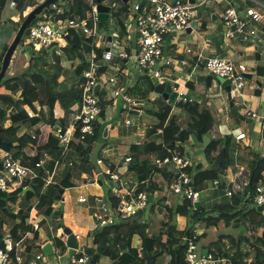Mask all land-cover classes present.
<instances>
[{"label": "trees", "instance_id": "16d2710c", "mask_svg": "<svg viewBox=\"0 0 264 264\" xmlns=\"http://www.w3.org/2000/svg\"><path fill=\"white\" fill-rule=\"evenodd\" d=\"M76 11L71 7L66 14L59 16V18H74L82 15V10L84 5L80 0H74ZM60 0H56L55 5L60 4ZM116 4H122L121 0H114ZM6 0H0V18L5 10ZM113 8V13L111 17L114 19L117 31L120 32V36L124 38L127 36V26L118 17V13H115ZM55 14L53 5L46 8L38 17L40 20H49ZM110 17V18H111ZM110 20V19H109ZM208 20H204L201 23V32L208 31ZM21 23L17 32L21 27ZM104 25L100 24L99 27ZM242 41V40H240ZM225 42L219 40L217 46L220 47ZM8 50V49H7ZM32 59L30 60L29 72L23 73L17 81L8 84L3 82L0 87H6L8 91L7 94H0V104L4 108L0 109V129H3L2 124L7 119L9 113V120L11 121V127L7 129L9 135L18 134L19 130L22 128H32L39 125L42 121H47L51 124L56 123L55 108L60 104L61 108L65 111L67 115L71 111L78 109L80 107V99L82 95V85L85 81L84 76L80 77V82L77 85H73L76 82L78 76L76 75V69L79 66H88V61L91 57L93 51L96 52L97 61L100 65L99 67V83L102 86L101 93L98 97L99 104L103 110H108L112 103L105 101L106 87L108 80L105 78V73L107 72L109 62L102 59V55L105 48H95L92 45V38L79 33H75L68 46L63 50L64 61L72 63L71 68L67 69L63 67L62 55L54 51L52 54L49 53L48 49L43 52L44 49L36 51L33 48ZM44 53V55L42 54ZM5 53L0 56V64H2L5 57ZM57 54V55H56ZM49 58H54L51 61ZM36 60H41L40 64L35 62ZM52 65L51 69H46L47 66ZM69 70V76H67V71ZM151 79V78H150ZM219 83V82H218ZM208 83L205 87H201L199 84L193 82L188 83V89L191 92L199 91V97L194 102H159V111L152 112L150 114L154 115L157 120L156 125L147 129L143 139H146L147 144L144 146V154H155L157 158H167L170 156L171 152L179 151L187 153L185 148L188 141L191 138H195L197 142L205 145V153L208 156L212 155V162L209 168L205 167L204 164H197L190 167L187 172L191 179V184L198 191H200L201 184L209 181L218 179L221 172H224L232 164L234 153V142L233 138L229 135L223 134L218 124L215 122L210 111L204 109L200 110L201 104H207L206 94L207 88L211 87ZM73 85V86H72ZM157 82L150 80L147 83V88L144 92H139L141 94V99H148L151 93L155 92V87ZM221 86V84L219 83ZM222 87V86H221ZM28 106L36 115L30 118L24 107ZM124 110V109H123ZM233 118L240 121V119L230 111ZM68 125V124H67ZM106 126L107 123L101 119V122L96 126V130L93 136L87 138L85 141H81L79 135L77 134L70 146L72 148V153L75 157L71 155L73 160L70 165H76L79 162V168L83 173L94 175L97 171L95 164L88 160V155L92 153V150L96 147V143L105 141L106 137ZM3 132H5L3 130ZM38 135V134H37ZM29 136L27 133L20 139V150L14 154L16 159L21 160V162L28 167H32L36 170V163L42 157L38 156L37 147L42 145L39 143L38 137ZM49 135V133H48ZM49 144L52 148L47 149L50 155V160L45 163V165L36 170L39 175L48 179L47 176H51L55 170V166L58 162L67 159L69 154H62L58 145V141L55 137V130L48 137ZM206 140V141H205ZM45 145V144H43ZM23 146V147H22ZM8 151H11L13 144L2 145ZM30 147L35 155L33 157L24 156L23 148ZM221 149L225 150L226 157L224 162L217 167L215 165V159L220 153ZM70 151V150H69ZM135 155L132 156L130 161L124 163L127 164L126 176L128 178V185L134 187V193L136 195L147 192L149 190L152 194L157 191H161L163 187L153 184V176L159 172L153 162L148 159H141V155L137 152L135 147ZM71 153V154H72ZM254 157V162L251 163V177L250 182L247 184L243 191L233 192L231 191V196L227 197V193H223V197L226 196L222 204L216 205L214 208V214L206 212L204 205L196 207L189 200H183L182 204L178 205H168L164 208L168 214V221L163 223V226L167 229L172 225L177 216L186 217L189 221V226L186 230L180 232H168L167 235V251L170 250L172 255L171 264H186L185 260V250L182 245L181 238L188 234L189 236L197 235L199 240L206 237V234L199 235L195 226L198 223H202L206 227H217L225 218L232 215L239 222L241 217H246L250 224V236L247 237L248 242L252 244L253 247V262L254 264H264V230L259 235L260 230L264 229V211L260 207H256L253 204V193L258 185L263 173H264V143L259 145V148L253 151L251 154ZM175 168V167H173ZM96 170V171H95ZM166 173L165 171H163ZM166 179L169 181L171 178L174 179L175 173L168 172L165 174ZM44 181L37 180L31 183L30 189L26 192L20 190L19 192L7 195L0 192V248L3 247V238L9 221L13 222V226L10 230L12 237L16 242L24 238L27 231L29 230L28 220L32 209H35L34 217L38 218L40 216L52 217L57 215L61 217L62 210H56L57 206L61 205L63 201V195L66 189L70 188L71 184H50L44 190ZM233 186H230L231 189ZM122 189L123 187H119ZM23 195V196H22ZM109 203L112 206H117L120 202L119 197L110 196ZM96 198L91 197V202L94 205ZM156 203L150 205L154 208ZM15 206L20 207L23 212H16ZM151 211H154L152 209ZM95 212V210H94ZM146 212V211H145ZM141 212L140 215L145 214ZM207 213V214H206ZM137 220V219H136ZM134 220L133 222H123L114 226L98 227L96 231L93 232V243L98 245L97 249H86V253L91 257V264H100L104 257L106 248L109 249V258L111 259L110 264H157L159 258L153 263V255L146 249H142V256L139 255L138 250L133 246L134 234H137L140 228L146 230L149 229L150 223H140ZM45 220H41L36 228L32 229L33 240L41 238V230L46 226ZM58 228H63L64 225H58ZM124 227H128V232L123 233ZM44 231V230H43ZM45 232V231H44ZM46 233V232H45ZM47 234V233H46ZM150 237V236H149ZM150 239L157 243L161 250L160 237L154 236ZM116 240L117 245L111 247L110 243ZM26 242V240H25ZM55 243L60 250V253L65 254L68 248L61 240L55 238ZM218 250L217 255L223 256V247L218 240L216 242ZM155 252V251H154ZM158 251H156L157 253ZM247 255V253H246ZM242 254L236 255L233 258L235 264H240V260L244 257ZM249 257V256H248ZM242 258V259H241Z\"/></svg>", "mask_w": 264, "mask_h": 264}, {"label": "crops", "instance_id": "0c3cea01", "mask_svg": "<svg viewBox=\"0 0 264 264\" xmlns=\"http://www.w3.org/2000/svg\"><path fill=\"white\" fill-rule=\"evenodd\" d=\"M14 1L15 0H9V3ZM44 1L45 0H33L31 3H29L26 6L24 10L30 9L29 12H31V10L41 5V3H43ZM140 1L141 0H138L134 4V6L140 4ZM167 1L173 2L174 0H167ZM193 1L195 2V0ZM260 1L261 2H259L258 0L255 1L215 0V5L218 6L220 9L223 8V11L221 14H219V12H217V10L215 9L216 6L212 10L209 9V16L213 19V23L208 24L207 32L199 33L198 31L199 41L198 43L195 42L196 45L195 49L189 47L186 48L183 47V45H179V43L177 42L178 37L175 34H171L165 38L163 55L166 59L171 60L173 62V65L166 67L165 68L166 70L165 69L163 70V74L165 75V77L169 81H177L186 86H188V83L193 82L195 84H199L201 87L203 86L207 87L208 86L207 84L210 83L208 77L209 78L211 77L212 82L209 84L211 85V87L207 88V94H206L205 103L207 104H201L200 110L203 111L204 109H206L210 111L213 118L215 119V122L218 124L220 131L223 134H225L223 132L225 130V128L223 127L224 125L228 126L230 130L233 129L230 134H225L231 136L233 138V142L235 143L234 144L235 149H233L235 152L231 153L233 156V159L231 160L232 164L224 172H221L218 179L206 181L202 183L200 187V191L203 194L202 201L200 202L201 206L204 205L206 212L210 214L216 213L214 212L215 206L222 204L225 200H227V197H230L228 195H226L227 197L226 196L223 197V193L226 194L227 192H231V191L233 192L243 191V188L247 184H249L251 177V163L254 162L255 160L251 154H253V151L259 148V145L261 143H264V131L262 133L258 132L260 129L259 120H254L248 116L249 112H257L260 114H264V27L261 26L260 28L262 29L263 32L259 34L258 37L259 43L256 41L255 44H252L240 40L227 41L225 39L223 45H221L220 47L217 46L220 40V33H222L223 35L224 32L222 26V19H221L224 11L230 6L237 8L241 12L244 11L247 7H249V8H254L260 13L264 14V0H260ZM108 2L112 4L113 0H109ZM198 12H199V8H198ZM199 16H201L200 13L198 17ZM197 18L195 19L197 21V30H200L201 22L198 21ZM22 23L23 22H21V24ZM134 23L132 25L126 24L127 36H125L124 38L120 36L122 39L121 40L122 44L127 51H130L135 46L136 34L134 29L135 28ZM196 31L192 30L191 32H189L187 30L185 34L193 35ZM116 32L120 34L119 31ZM9 34L12 35V39H11L12 41L13 38L15 37V34L17 33L12 34L11 31L9 32ZM209 35L213 37L212 40L208 39ZM8 38H9L8 36L7 37L0 36V56L3 53L7 52ZM185 48H186V52L184 50ZM189 50L190 52H188ZM32 55L33 52L31 50L29 59H32ZM214 56L228 58L234 62L244 64L247 66V74H246L247 82L253 81L254 84L250 83L248 85V88H246L248 84L246 83V86L242 91L233 94V97L235 96L236 98H240L238 106L235 104V107L240 108V109L237 108V110L240 115L246 118V121L241 120L239 117L238 118L240 119V121L233 118L230 114L231 110L228 109L227 104H225L224 102H221L220 104L222 107L221 108L218 105L214 104L215 103L214 100H210V98L214 97L215 93L223 91L222 90L223 87L219 85L217 78L205 72L206 59ZM245 62H249L251 65H248V63ZM71 65L72 63H70L69 68H71ZM177 65L178 68H176ZM11 68L12 67L10 65L9 75H8V71L6 74L8 84L17 81V76H15L16 72L14 68L12 69ZM109 69L114 70V68L109 64L107 72L105 73V77L107 75H110ZM115 73L110 75V77H112ZM120 73L121 76L117 77L118 78L117 87H119V89L123 93L128 94L133 98H135L136 101H138V103L141 105L138 108H136V110H134L132 113H130L125 109V106L122 104L120 100L115 101L110 99V96H108V94L105 95V101L110 103L113 102L114 104L118 103V104L116 107H113L111 105V107H109L108 110L106 111L103 110L105 111V116L102 117V119L107 123L106 132H105L106 137L104 139L105 141L96 143L97 145L92 150V153L90 154L89 157V161L91 160L93 165L95 164L97 171L95 170L96 171L95 174L91 175V174L83 173L80 170L79 162H76L75 163L76 165H70V163L73 162V160L71 159L72 157L71 155L75 157L74 153H72V148L70 149V151H68L69 154L68 158L56 164L55 170L53 172L52 184L59 185L62 183V184L72 185L70 188L66 189L65 194L63 195L62 207L61 205L57 206L56 210L61 209L62 215L61 217H57V215H53L52 217H45L42 215L38 218H35L33 214V222L34 225L38 226V223L41 220H45L46 226L43 228L45 232L47 231V228L52 227V225L55 223V220L59 224L61 221H63L64 227L61 229L56 227L53 237L50 238L48 236L49 238L48 241H46L42 235L41 238L33 240L34 238L32 236V238H28L26 242L24 241L22 250L20 252L21 256L23 257L24 264H31L33 258L36 255L40 253H44L42 248L47 243H50L53 246V252L54 255H56L58 248L54 240L56 236L58 237L65 228H69L74 232V234L79 232L81 229L84 230L86 233L85 237L89 236L90 239L86 245L81 244V247L84 248L87 246L90 249L96 250L98 245H94L92 234L94 231L98 229V223L96 222L95 216L98 213L101 202L110 204L108 200L110 196L121 197L126 193L127 190L134 189V187L128 185L129 181L126 176L127 164L124 163V161L126 162V159L131 158L136 154L134 151L135 147L137 148V152L141 155L142 160L148 159L151 160L152 162L153 160H155L156 157L155 154L143 153L144 146L147 144V141L146 139L142 140L141 138L145 136V133L147 131V130L145 131L144 129V127H146L145 122H147V118H152L151 121H149V124L147 125L148 128L146 127L147 129L151 128L157 123L156 118L154 117V115L150 114L149 111L151 110L153 113L158 112L159 111L158 101L161 100L164 102L165 100H163L162 97L156 93H151L148 99H144V100L141 99L142 96L139 92L141 91L144 92L146 90L147 83L152 78L148 74H145L144 72L140 71L139 68L136 66V64L133 63L132 61L123 62ZM249 76H251V78H249ZM185 92L188 97H193L194 100H197L200 94L199 91L191 92L188 89V87L187 89H185ZM7 93L8 91L6 90V87L3 86L0 87V94H7ZM147 104H152L153 106L150 108H146ZM1 108H4L2 104H0V109ZM24 110L27 112L28 111L33 112L29 107H25ZM71 112L69 115H67L65 111L61 108L60 104H58L55 108L56 123L51 124L48 121L47 123L42 121L39 125L30 128L32 130L31 136L34 137L35 135L38 134L37 135L38 141L41 142L42 146L43 144H49L47 137L52 134L53 130H55L56 127H63L70 125ZM118 112H119V116L115 117V113ZM147 113L150 117L145 116V114ZM8 117L2 124V127L4 126L3 130L6 133L5 134L6 138L3 140L12 143L13 148L16 149L15 152H18L21 148L19 145L20 139L22 138V136L28 133V131L27 128H22L19 130L18 134L9 135L6 131L11 127V121L9 120ZM234 119L237 121L235 122ZM126 120H130L133 125L127 126ZM240 122H242V124H240ZM138 128H140V130H138ZM45 130L47 131V133L45 132V138L43 136L40 137L42 135V132H44ZM239 134H246L247 138L241 141H237L236 136ZM206 143L207 141L201 144V146H203L204 148L203 150L204 154L196 153L197 163H193L194 165L203 164L204 159L208 160V156L205 153ZM195 146L196 145L194 144L193 138H191L187 143L186 152L187 150L188 151L191 149L194 150L196 148ZM99 147L100 150H98ZM22 150L24 152L23 157L28 156L31 158L35 155V152L30 147L23 148ZM94 152L97 153V157L95 158V160H94ZM45 154L47 155V159H45V162H47L50 160L51 157L48 153H43L42 159H44ZM210 156L212 157V155ZM98 160H103V164L100 166L97 165ZM108 165L111 167L112 172L119 175L120 177L119 187H123L122 189L115 187V185L111 186L110 184L113 181L110 179V177L108 175L100 174L101 170L105 169ZM204 166L209 168V164H204ZM157 170H159V172L153 176L151 182L153 184H157L163 187V189L161 191H157L154 194L153 202L151 204H153L154 202L156 203V201H160L164 203L163 206H161V210H163L164 213L163 212L159 213V217L160 216H166V217L164 218L163 221L159 220L160 218H158L159 222L163 225V223H166L168 221V214L164 207L171 204L174 205L182 204L183 201L181 198H179L178 199L179 202L176 203L170 198V194H171L170 185L173 182V178H171L168 181L165 177V174L168 172L169 173L174 172L176 176L175 168L162 167L160 169L157 168ZM163 171H165L166 173H164ZM230 186L233 187L230 189L229 188ZM168 189L170 191H168ZM69 191H73L74 194L71 195ZM81 197L87 198L88 202L80 203L79 199ZM91 197L96 198V201H94L95 203L94 205L91 202ZM66 207H68V209L65 210ZM152 213H156V211L154 210V211L145 212V214L143 215L139 214L137 220L136 219L135 220L142 224L148 222L153 223V219L152 218L149 219ZM222 222L217 227L208 228L202 223H198L195 226L200 236L203 235L204 233L206 234V237L204 238H208L209 234L212 231L218 232L217 236L213 237L212 239L209 240V242L199 247L204 252L208 250H218L216 242L220 240L223 247V253H222L223 256L224 255L232 256L234 258V256L239 254L245 256L247 253L246 255L247 257H244L243 260H240V264H254L253 262L254 250L252 244L247 240V237L250 236L249 234L250 224L248 219L242 216L240 221L238 222L234 217L232 225L234 228H239L240 231L232 230L231 229L232 227H230L229 229L221 228L222 226L220 225L222 224ZM120 223L123 222H119V224ZM173 223L174 225L170 227L171 233L175 229L182 232L186 230V228L189 226L188 219L183 216H177ZM151 225H149V228ZM263 230H264L263 228L260 230L259 233L260 236ZM158 231L160 232L159 233L160 241L166 243L167 241L166 234L168 232H165L166 234L163 233V228L161 229L159 228ZM127 232H128V227H124L123 233H127ZM135 237L133 238V242L135 240ZM116 245H117L116 240H113L110 243L111 247H115ZM133 246H135V244H133ZM136 248L139 250L143 249L142 241L140 242V245L137 246ZM66 254L71 256L74 255L71 253V250L68 249L67 253H65V255L61 258V260H58L57 257H55L53 259V264H70ZM48 256L52 258L53 255H48ZM104 257L105 258L101 260L100 264H110L109 260L106 259L108 258V256H104Z\"/></svg>", "mask_w": 264, "mask_h": 264}, {"label": "built area", "instance_id": "2783aa9c", "mask_svg": "<svg viewBox=\"0 0 264 264\" xmlns=\"http://www.w3.org/2000/svg\"><path fill=\"white\" fill-rule=\"evenodd\" d=\"M73 1L60 0V4H52L55 10L54 16L49 20H40L30 26L31 31L27 38L31 41L34 50L53 49L58 55H62L63 50L68 46L75 33L92 38V45L95 48H106L108 43L106 40L109 36H112L111 50H115L116 54L114 55L112 51L105 50L102 59L112 62L115 70L120 71L123 62L132 61L140 71L148 74L158 84L165 82L170 84L172 92H175L177 95L176 102L195 101L193 97L187 96L185 92V89H187L186 85L177 81H169L163 74V70L166 67L173 65V62L166 59L163 55L165 38L171 34L183 33L190 29L192 22L199 15L198 8L210 3V0H195L193 3H190L189 0H174L173 2H168L167 0H148L143 15H139V4L135 5L133 11L137 16L134 21L136 41L135 46L130 51L124 48L118 32H114L106 38L97 35L101 24L98 17V0H80L84 5L83 13L80 17L59 18V16L65 15L66 11L71 7L76 11ZM101 1L103 2V0ZM112 4H114V0ZM221 19L224 38L227 41L242 40L246 43L255 44L256 41L259 43V34L263 32L260 28L261 26L264 27V14L254 8L247 7L241 12L237 8L230 6L224 11ZM1 26L2 19L0 18V29ZM99 67L96 52L93 51L88 61V66L84 67L83 76L85 81L82 85L80 107L71 112V123L69 126L55 128V137L62 154L68 153L77 134L81 141H85L94 135L96 126L101 122L103 109L99 104V96L95 93L96 86H101L99 83ZM176 68H178V65ZM205 70L210 75L229 80L233 94L239 93L246 86L247 66L244 64L234 62L228 58L214 56L206 59ZM117 77H119V74L109 79L105 77L108 80L106 95L108 94L112 100H120L125 109L132 113L141 104L117 87ZM117 104L112 102L113 107H116ZM27 114L30 118L35 117V114L31 111H28ZM248 116L254 120H259L260 129L258 132L262 133L264 131V114L249 112ZM126 125L131 126L133 124L130 120H126ZM246 138V134L236 136L237 141ZM45 159H47L46 154L44 155V159L41 157L36 163V170L45 165ZM130 160V158L126 159L127 162ZM154 163L156 168L159 169L162 167H175L176 176L170 185V190L173 194L182 196V201L189 200L193 204L202 201V192L197 189L194 191L195 187L192 186L187 172L193 166L190 155L176 151L171 153L167 158L155 159ZM102 164L103 160L97 161V165L100 166ZM36 170L25 166L21 160L16 159L13 153L3 148L0 144V192L7 195L15 194L20 190L26 192L30 189L31 183L37 180L44 181V190L52 183L53 174L50 178L45 179ZM100 174L108 175L113 182L120 181L119 175L112 172L109 165L101 170ZM150 195L154 194L149 190L138 195L133 190H127L124 195L118 196L120 202L115 207L101 202L98 213L95 216L98 227L114 226L119 224V222L134 221L141 212L148 210L151 205L149 201ZM227 195L231 196L232 194L228 192ZM79 202L87 203L88 200L81 197ZM253 202L264 211V173L254 190ZM15 211L18 213L23 212L17 206H15ZM34 212L35 209L33 208L28 220L29 230L24 238L16 242L10 230L6 232L3 238V247L0 248V264H24L23 257L20 254L22 250L21 246H23L25 240L32 238V229L37 227L33 222ZM85 235L86 233L82 229L75 233L79 248L73 256L66 254L70 264H91V257L81 247L82 239ZM58 238L65 243L66 236L63 232ZM181 240L185 250L186 264H235L232 256H218L217 250L204 252L199 247L197 235H185ZM138 253L142 256V250H138ZM64 255L58 249L55 257L61 260ZM55 257L50 258L48 255L40 253L33 258L31 264H53Z\"/></svg>", "mask_w": 264, "mask_h": 264}, {"label": "rangeland", "instance_id": "374dc122", "mask_svg": "<svg viewBox=\"0 0 264 264\" xmlns=\"http://www.w3.org/2000/svg\"><path fill=\"white\" fill-rule=\"evenodd\" d=\"M32 1L33 0H15L14 2L9 3V0H6L5 10H4V12L2 14V17H1V19H2V26H1V29H0V36H3V37H7L8 36L9 37L8 38V48L11 46V44L15 40V37L17 35L15 33H17V29L19 28L20 23L21 22H24V20L26 19V17L30 13L29 12L30 9L29 10L26 9L27 11L24 10V9ZM137 1L138 0H128V3L127 4H123V3L122 4H119L118 3V4L114 5L115 3L114 4H110L108 1L103 0L102 3L105 4V5H108V6L110 5L112 7V13H113V8H114L116 10L115 13H118V17L120 18V20L123 23L128 24V25H132L134 23V21L136 20V17H137L136 14H135V12L133 11L134 4ZM258 1L261 2L260 0H258ZM215 6H216L215 5V0H211V2L209 4L200 6L199 7V13L201 14V16H199L197 18V20L200 21L201 23H203L204 20L206 19V20L209 21V23H213V19L209 16V9L212 10V9L215 8ZM215 9L217 10V12H219V14H221L222 11H223V8L220 9L218 6H216ZM112 13H111V15H112ZM203 16H206V17H203ZM37 22H39V21L36 20V22H34V23H37ZM34 23H32V25H34ZM11 31H12V34H15V37L13 38L12 41H11L12 35L9 34V32H11ZM116 31H117L116 23H115L114 19L111 17L110 20L108 21V23L106 25H104L102 28L99 27L98 34L97 35L98 36L101 35V36H103V37L106 38L108 35H111V34H113ZM198 31H199V33H201V30H197L193 35H187V34H185V32L175 34L178 37V41L177 42L179 43V45H183V47H186V48L189 47V48H194L195 49L196 48L195 42L198 43V41H199V36H198L199 33H198ZM223 38H224V32H223V35H222V33H220V40L223 41ZM106 41H108V39ZM186 48L184 49L185 52H186ZM31 49H32L31 41L28 38H26V40L24 42H21L20 43L19 47L17 48V50H16V52L14 54V57H13V60H12V63H11V67L14 68V70L16 72L15 76H17V78H19L23 73L28 72V70L30 69V60L31 59H29L30 58L29 56H30V53H31ZM44 51H46V50L44 49L43 52ZM42 54L44 55V53H42ZM57 56L60 57V55H57ZM61 57H62V61H63V67L64 68H69L70 67V62L64 61L65 59H64L63 55ZM49 60L52 63V61L54 60V58H49ZM40 61L41 60H36L35 62L37 64L39 62V64H40L41 63ZM109 63L113 67V63L112 62H109ZM245 63H248V65H251L249 62H245ZM51 67H52V65H49V66L46 67V69H51ZM114 70L109 69V74L112 75L113 73L116 72L113 76H115L117 74H119V76H121L120 71H118V70H115L114 71ZM9 71H10V69L8 70V75H9ZM205 72H206V70H205ZM110 75H107L106 78L109 79L110 78ZM67 76H69V70L67 71ZM80 77L81 76H78V78L76 79L77 81L74 82L73 85H77L78 86V84L80 82ZM6 80H7V75H6V78L3 80V82H6ZM208 80H209L210 83L212 82L211 77L210 78L208 77ZM247 83L248 84H247L246 88H248V85L250 83L254 84L253 81H248ZM261 89H259V90H261ZM222 90L223 91H221V92L215 93L214 94V97L210 98V100H214V102H215L214 104L218 105L219 107H221V105H220L221 102H224L225 104H227L228 109H229V102H228L227 93L224 90V88H222ZM233 100L235 101V104L238 106V103L240 101V98H236L234 96ZM152 106H153L152 104H147L146 105V108H150ZM237 108H239V107H237ZM118 116H119V112L118 113H115V117H118ZM145 116L150 117L148 115V113L145 114ZM151 119L152 118H147V122H145L147 128H148L147 125L149 124V121H151ZM236 121L237 120H235V122ZM240 124H242V122H240ZM4 125H5V123H4ZM146 127H144L145 131L147 130ZM223 127L225 128V130L223 131L225 134H230L231 131L233 130V129L230 130V128L228 126H226V125H224ZM234 129H236V128H234ZM27 131H28L27 134L29 136H31L32 130L31 129H27ZM45 132L47 133V131L45 130L44 132H42V135L40 137L43 136L45 138ZM5 134H6L5 132H2L1 133V137L3 139L6 138ZM193 141H194V144L196 145L195 146L196 148L194 150L193 149H191L189 151L187 150V155H191L192 162L193 163H197L196 153L204 154V152H203L204 148H203V146H201V143L197 142V140L194 137H193ZM39 143H40V141H39ZM39 146H42V145H39ZM197 149H199V150H197ZM98 150H100V147L98 148ZM185 150H186V148H185ZM15 151H16V149L15 148H12L10 152L13 153V154H15L16 153ZM46 151H48V150L42 151V153H44ZM174 152H176V151H174ZM171 153H173V152H171ZM96 157H97V153L94 152V160H95ZM103 157H105V156H103ZM209 158L210 159H208V160L204 159L203 160V164H209L210 165V163L212 162V157L210 156ZM154 165H155V163H154ZM47 178H50V177L47 176ZM168 191H170V190L168 189ZM164 192H166V191H164ZM69 193L71 195L74 194L73 191H69ZM170 198H171V200H173V201H175L177 203V202H179L178 199L179 198H182V196L174 195L171 192ZM163 204H164L163 202L156 201V205H155L154 208H151L149 206V208H148V210H146V212H149L152 209H154L156 211V213H152L151 214V217L149 218V219H151V218L153 219V223H150V225L151 224L152 225L150 226V228L148 230H146L144 228H140L138 231H136L137 234H136L135 240L133 242V244H135V246L137 247V246L140 245V242L142 241L143 249H146L149 252H151L152 254H154L153 256H155L157 253L160 252V247H159L158 244H155L150 239V237L151 236L152 237H154V236H160L159 235L160 232L158 231L159 228L160 229L163 228V233L170 232V227H172L174 225V223H173L169 227V229L168 228L166 229L159 222V220H162L163 221L164 218L166 217V216H160L159 217V213L163 212V210H161V206H163ZM66 209H68V207H66L65 210ZM158 218H160V219L158 220ZM156 219H157V221H156ZM233 220H234V217L232 215H229L227 218H225V220L220 225V226H222L221 228L229 229L230 227H232L231 228L232 230L240 231L239 228H234L233 227V225H232L233 224ZM58 225H59V223H57V221L55 220V223L52 225V227L51 228H47V231L46 232H47V234H48V236L50 238L53 237V234L55 233L56 227ZM176 225H175V227H176ZM12 226H13V222L9 221V225H8L6 231L11 230ZM172 230H174V229H172ZM174 231L177 232L178 230L175 229ZM5 234H6V232H5ZM186 235H188V234H186ZM217 235H218V232L212 231L209 234L208 238H201L200 239L199 246H203L204 244H206L207 242H209L210 239H212L213 237H215ZM89 239H90L89 236L83 237V239H82V245H86L88 243ZM21 248H22V246H21ZM87 248H88L87 246L84 247V250H86ZM155 248H156V250H155ZM156 251H158V252L156 253ZM71 253L72 254H75V251L71 250ZM158 258L159 259L157 261V264H171L172 255L170 253V250H168V251L166 250L165 253L163 255L159 256ZM106 259H108L109 262L111 263V259L109 258V255H108V258H106Z\"/></svg>", "mask_w": 264, "mask_h": 264}, {"label": "water", "instance_id": "95a60500", "mask_svg": "<svg viewBox=\"0 0 264 264\" xmlns=\"http://www.w3.org/2000/svg\"><path fill=\"white\" fill-rule=\"evenodd\" d=\"M99 1V5H98V17L100 19V22L102 25H106L110 19L111 13H112V7L111 6H107L105 4L102 3L101 0ZM123 2V4H127L128 0H121ZM56 2V0H45L41 5H39L38 7H36L34 10H32L28 16L26 17V19L24 20V22L22 23L19 31L17 32V35L15 37V40L13 41V43L11 44V46L8 48L5 57L3 59L2 64H0V85L2 84L3 80L6 78V74L7 71L9 70V67L11 65V62L13 60L14 54L17 50V48L19 47L21 42H24L27 38V36L30 34V26L32 25V23H34L39 15L49 6H51L52 4H54ZM190 3H193V0H189ZM148 4V0H141L140 1V11H139V15H143L144 10L146 8ZM196 31L197 30V21H193L191 28L188 29L189 32L191 31ZM209 40H212L213 37L211 35L208 36ZM111 40H112V36L108 37V43L106 45L105 50L106 51H112L114 53V55L116 54L115 50H111ZM49 53L52 54L53 53V49L49 50ZM84 72V66H79L76 69V75L77 76H82ZM216 77V76H215ZM218 82L221 84V86L225 89L226 93H227V97H228V102H229V109L233 112V114L237 117H239L241 120L246 121V118L242 115L239 114L237 108L235 107V102L233 100V93H232V87H231V82L229 80H225L222 77L217 76L216 77ZM249 78H251V76H249ZM101 90V86L97 85L95 88V93L97 96H99ZM155 93L158 94L159 96L162 97L163 100L165 101H171L174 102L176 100V93L172 92V86L168 83H159L156 85L155 87ZM105 116V111H102L101 113V117ZM3 132V129H0V144L1 145H8L10 144V142L3 140V138L1 137V133ZM49 148H52L51 144H45L43 146H39L37 148L38 151V156L40 157L42 151H45ZM88 160L90 155L87 156ZM226 157V153L224 149H221L220 153L218 154V156L215 159V165L217 167H219L225 160ZM111 186L115 185V187L119 188V182L115 181L112 182L110 184ZM194 191H196V188L194 189ZM153 198L154 195H150L149 196V201L150 203L153 202ZM196 207H200L201 203L197 202L195 203ZM63 224V221L60 222V225ZM42 236L45 238L46 241L49 240L48 235L41 230ZM63 233L66 236V242L65 245L67 248L71 249V250H78L79 248V244L78 241L75 237V234L72 230H70L69 228H65L63 230ZM161 244V250L159 253H157L155 256H153V263L156 261V259L163 255L165 253V251L167 250V245L166 243L160 241ZM42 250L44 251V253H46V255H53V246L50 243H47L45 246H43ZM109 255V249L106 248L104 256H108Z\"/></svg>", "mask_w": 264, "mask_h": 264}, {"label": "clouds", "instance_id": "9594fccd", "mask_svg": "<svg viewBox=\"0 0 264 264\" xmlns=\"http://www.w3.org/2000/svg\"><path fill=\"white\" fill-rule=\"evenodd\" d=\"M54 52V51H53ZM26 107H28V106H26ZM25 108V107H24ZM254 203V202H253ZM254 206H256L255 204H253ZM257 207V206H256ZM59 229H61V228H59ZM64 234V233H63ZM65 235V234H64ZM56 238L57 239H59L57 236H56ZM60 240V239H59ZM55 241V240H54ZM65 242H66V240H65ZM56 244V243H55ZM65 244V243H64ZM58 248V247H57ZM59 249V248H58ZM69 249V248H68ZM71 250V249H70ZM73 251H77V250H73ZM76 253V252H75ZM53 256L55 257V255H54V252H53ZM52 256V257H53Z\"/></svg>", "mask_w": 264, "mask_h": 264}]
</instances>
